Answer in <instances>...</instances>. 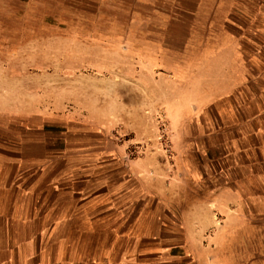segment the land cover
<instances>
[{
    "label": "rangeland",
    "instance_id": "obj_1",
    "mask_svg": "<svg viewBox=\"0 0 264 264\" xmlns=\"http://www.w3.org/2000/svg\"><path fill=\"white\" fill-rule=\"evenodd\" d=\"M209 1L0 0V109L34 116L36 139L44 124L67 185L111 178L169 205L202 108L237 75L238 26L264 51V21ZM240 204L238 227L206 232L208 264H264V197Z\"/></svg>",
    "mask_w": 264,
    "mask_h": 264
},
{
    "label": "crops",
    "instance_id": "obj_2",
    "mask_svg": "<svg viewBox=\"0 0 264 264\" xmlns=\"http://www.w3.org/2000/svg\"><path fill=\"white\" fill-rule=\"evenodd\" d=\"M209 3L222 10L219 18L264 21V0ZM238 33L237 75L202 108L205 119L179 159L183 172L173 179L169 205L162 194L124 189L111 178L67 185L54 168L66 156L53 149L44 124L36 139L34 116L0 109V264H208L215 258L204 246L215 217L238 227L240 197L254 196L256 203L264 197V51L248 42L247 30L238 26Z\"/></svg>",
    "mask_w": 264,
    "mask_h": 264
}]
</instances>
